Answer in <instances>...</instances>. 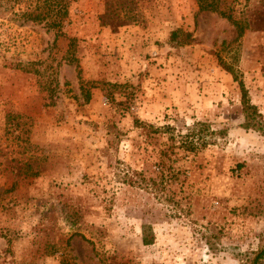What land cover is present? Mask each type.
<instances>
[{
    "label": "rangeland",
    "instance_id": "374dc122",
    "mask_svg": "<svg viewBox=\"0 0 264 264\" xmlns=\"http://www.w3.org/2000/svg\"><path fill=\"white\" fill-rule=\"evenodd\" d=\"M38 1L0 5V264H250L264 0H69L60 30L15 14Z\"/></svg>",
    "mask_w": 264,
    "mask_h": 264
},
{
    "label": "trees",
    "instance_id": "16d2710c",
    "mask_svg": "<svg viewBox=\"0 0 264 264\" xmlns=\"http://www.w3.org/2000/svg\"><path fill=\"white\" fill-rule=\"evenodd\" d=\"M68 2L69 0H40L36 2L33 7H27L26 9H22L20 13H15L19 16V18H24V20H31V21H41L46 18L48 15H53V19L48 21L46 26L60 30L62 26L63 20L68 15ZM3 3V0H0V5ZM208 8L207 5H203L201 0L199 1V10H203ZM227 19L231 20L234 24L238 26V35L243 34V29L241 26L234 19H230V15H224ZM177 34L176 31L172 33V36L175 37ZM188 38L191 37L189 33L186 35ZM232 69H229V72ZM234 74V73H233ZM234 78L237 79V76L234 74ZM240 89H241V105H242V112L244 114L245 122L244 127H255L258 131H260L264 135V122H260L259 118L257 117L258 110L255 105H253L250 100L248 99L247 91L243 86V83L239 82ZM89 97V94L87 98ZM158 175L155 178H146L141 175L140 178L135 177L133 174L129 175V177L125 178L128 184L141 186L147 190L151 189L153 186L162 183L165 179L170 178L172 173H169L167 169H165V164L161 162V168L158 171ZM157 178V179H156ZM152 189H155L154 187ZM151 226L148 224L142 225V242L144 244H150L154 240V234L151 232ZM254 258L250 262V264H259L260 260L264 257V247L258 249L254 253Z\"/></svg>",
    "mask_w": 264,
    "mask_h": 264
}]
</instances>
